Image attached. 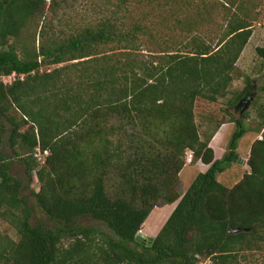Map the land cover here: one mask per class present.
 <instances>
[{
  "label": "trees",
  "instance_id": "obj_1",
  "mask_svg": "<svg viewBox=\"0 0 264 264\" xmlns=\"http://www.w3.org/2000/svg\"><path fill=\"white\" fill-rule=\"evenodd\" d=\"M48 1L0 0V220L14 231L0 235V264H238L242 253L260 250L264 87L252 105L261 138L250 148L249 172L231 188L218 181L248 131V112L236 117L232 110L253 82L228 96L252 36L244 2L224 0L216 38L195 35L178 53L163 49L144 20L117 16L132 0H113L115 16L69 34L48 25L37 46L24 34ZM199 15L196 25L205 22ZM256 52L264 58V49ZM225 98L222 113L234 132L228 152L215 160L209 144L225 123L200 134L194 110L199 100ZM36 149L48 152L41 167ZM8 151L29 178L36 173V205L49 224H31ZM187 152L209 168L182 195ZM173 203L156 236L140 237L151 211ZM83 218L96 227L82 226ZM236 228L248 231L229 232Z\"/></svg>",
  "mask_w": 264,
  "mask_h": 264
},
{
  "label": "rangeland",
  "instance_id": "obj_2",
  "mask_svg": "<svg viewBox=\"0 0 264 264\" xmlns=\"http://www.w3.org/2000/svg\"><path fill=\"white\" fill-rule=\"evenodd\" d=\"M224 0H132L128 9L118 12L113 0H55L54 4L49 0L46 4L44 13L38 17L33 28L24 34L25 39L35 36L36 45L38 46L39 34L42 28L50 25L52 30L57 34H69L74 29L84 27L86 25L95 24L98 20L105 17H113L118 12V17L126 16L127 23L135 22V20H144L143 23L148 26H153V37L156 38L159 45L168 51L178 53L184 52V44L195 35L202 36L205 39L213 40L218 35L219 29L223 26L225 9L222 7ZM240 1V0H237ZM244 2L245 10L249 13V19L252 24V36L244 48L237 64L234 80L229 89V97L235 93L242 91L245 87L246 79L252 81V87L246 94L245 99L249 104L248 112L249 118L246 122L248 129L247 133L238 141L235 160L227 170L218 176V181L227 188L233 187L238 183L245 174L249 172L247 161L250 155V148L256 139L261 136L256 133L257 124L255 121V111L253 109V102L259 92L260 87H264V58H261L257 52V48L264 49V0H242ZM202 13L204 17L201 25L193 23L198 14ZM51 31V30H50ZM161 49V48H159ZM45 66L40 72L51 71L54 68L64 66ZM14 76L3 77L4 84H10L14 80ZM264 93V92H263ZM264 95V94H263ZM227 96V98H228ZM220 99L217 103L211 104L203 100L196 102L195 106V121L200 127V134L207 131L209 126L221 122H227V118L222 113L226 106V100ZM244 106L239 109L232 110L236 117H241ZM213 119L211 123L209 118ZM228 124V123H225ZM224 124V125H225ZM231 132L223 139L222 147L217 153L221 154V158L228 152L231 135L234 132V125ZM220 137V133L214 138L215 141ZM212 141V140H211ZM11 159V175L20 180L22 184L21 196L25 198L32 209L31 224H49L46 217L42 214L36 205L34 194L39 192L40 183L37 180L36 173L31 174L29 178L26 174L25 167L20 159L12 157L10 151L6 152ZM48 156L47 153L41 154L36 149L34 158L37 160L39 167H41ZM191 153L187 152L185 155V162L191 163ZM198 168L186 165L181 172V181L184 184V189H188L191 182L198 175ZM179 187V191H180ZM181 193V191H180ZM158 210H155L147 219V224L155 221ZM163 216L160 223L167 218ZM80 224L85 227H96V223L89 219L83 218ZM145 236V233L140 232ZM0 235H8L14 237V231L11 227L0 220ZM146 237V236H145ZM144 237V238H145ZM260 250L242 253L238 264H264V245ZM200 264H211L208 260H203Z\"/></svg>",
  "mask_w": 264,
  "mask_h": 264
},
{
  "label": "crops",
  "instance_id": "obj_3",
  "mask_svg": "<svg viewBox=\"0 0 264 264\" xmlns=\"http://www.w3.org/2000/svg\"><path fill=\"white\" fill-rule=\"evenodd\" d=\"M231 130H232V126L230 124H225V125L221 126V128L216 133V135L220 133V137L215 141V139H214L216 137V135H215L214 138L212 139V141L210 142L209 146L214 151L215 160L221 159V154L217 153L216 148L218 149V151L220 150V148L222 147L223 139L231 132ZM191 158H192V156H191ZM186 165H190V166H194V167L198 168V171H197L198 174L205 173L208 170V168H209V166L201 163L200 161H194V160L193 161L191 160V163H189V161H187ZM182 170H181V172H182ZM181 172L179 174V179H180V182H181L180 191H181V194L183 195L186 192L187 189H184V184L181 181V176H180ZM176 205H177V203H173V204L165 205V206H162V207L154 208L151 211V213L149 214L148 217H150V215L155 210H158L157 211L158 213L156 215L155 221L152 222L151 224H147L146 222H147L148 218L146 219L145 223L143 224V226L141 228V230L145 233V236H146L145 237L143 235V238L144 237L145 238H153V237H155L156 234L159 232V230L164 225V223L166 222V220L168 219V217L170 216V214L172 213V211L175 209ZM166 213L168 215L166 220L164 222L160 223L161 219L163 218L164 215H166Z\"/></svg>",
  "mask_w": 264,
  "mask_h": 264
},
{
  "label": "water",
  "instance_id": "obj_4",
  "mask_svg": "<svg viewBox=\"0 0 264 264\" xmlns=\"http://www.w3.org/2000/svg\"><path fill=\"white\" fill-rule=\"evenodd\" d=\"M241 106H244L243 110L241 113L245 112L248 107H249V104L246 102V99L243 98L239 103L238 105L236 106V109L240 108ZM248 230H245V229H239V228H236V229H230L229 232L230 233H234V234H237V233H240V232H247ZM139 236L143 238V235L141 233H139ZM149 239L151 238H146V240L148 241Z\"/></svg>",
  "mask_w": 264,
  "mask_h": 264
},
{
  "label": "flooded vegetation",
  "instance_id": "obj_5",
  "mask_svg": "<svg viewBox=\"0 0 264 264\" xmlns=\"http://www.w3.org/2000/svg\"><path fill=\"white\" fill-rule=\"evenodd\" d=\"M235 109H236V107H235ZM239 109V108H238ZM237 110V109H236Z\"/></svg>",
  "mask_w": 264,
  "mask_h": 264
},
{
  "label": "built area",
  "instance_id": "obj_6",
  "mask_svg": "<svg viewBox=\"0 0 264 264\" xmlns=\"http://www.w3.org/2000/svg\"><path fill=\"white\" fill-rule=\"evenodd\" d=\"M45 153H47V152H45Z\"/></svg>",
  "mask_w": 264,
  "mask_h": 264
}]
</instances>
